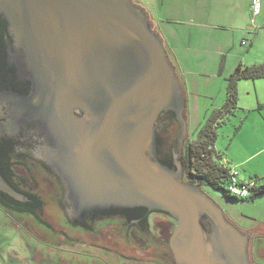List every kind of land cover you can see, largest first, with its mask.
<instances>
[{"label":"water","instance_id":"obj_1","mask_svg":"<svg viewBox=\"0 0 264 264\" xmlns=\"http://www.w3.org/2000/svg\"><path fill=\"white\" fill-rule=\"evenodd\" d=\"M0 16L14 39L10 55L36 86L30 121L55 134L52 158L78 211L160 209L177 221L176 264H249L247 236L200 185L183 179L181 165L174 169L157 158L156 123L165 111L178 121L160 133L161 148L175 143L180 152L186 100L140 6L132 0H0ZM0 190L19 197L1 178Z\"/></svg>","mask_w":264,"mask_h":264},{"label":"flooded vegetation","instance_id":"obj_2","mask_svg":"<svg viewBox=\"0 0 264 264\" xmlns=\"http://www.w3.org/2000/svg\"><path fill=\"white\" fill-rule=\"evenodd\" d=\"M13 42L7 23L0 21V178L19 195L0 190V211L23 237L22 251L13 249L8 257L16 264H176L171 239L177 221L169 212L143 206L78 211L72 204L70 182L52 158L55 134L30 121L36 86L10 55ZM159 124V134L170 133L167 119ZM161 145L157 158L174 169L181 165L189 182L183 164L186 144L182 153L175 152V143L165 150ZM224 216L247 236L249 264H261L264 251L258 240L263 237ZM201 223L206 233L212 232L207 217Z\"/></svg>","mask_w":264,"mask_h":264},{"label":"rangeland","instance_id":"obj_3","mask_svg":"<svg viewBox=\"0 0 264 264\" xmlns=\"http://www.w3.org/2000/svg\"><path fill=\"white\" fill-rule=\"evenodd\" d=\"M132 1L144 10L149 19V12L139 1ZM145 4L150 9L149 0ZM170 5L172 10L180 7L175 14L183 20L182 27L188 32L195 33L193 36L190 34L192 43L187 45L188 38L185 37V45L182 47L183 54L188 58V62L182 67L185 74L183 78L189 84L187 91L183 90L184 97L187 96L188 99L187 107L183 112L185 131L180 144L182 153L184 145L196 138L199 128L214 110L221 107L224 101L225 83L228 76L217 73L219 62L222 59L219 48L223 49L227 46V50L224 49V51L229 54V62H227L225 71L230 72L232 66L239 61L264 62V0H261L260 16L252 22L250 12V22L242 23L241 33L228 27V25L232 26V21L227 16L228 11L223 6L214 5L213 11L217 13V19L211 22H216V27L210 25V31L212 35L219 36L223 40V45L207 46H202V0H170ZM203 8L210 9L209 6ZM194 12L198 13L197 19L194 17ZM197 24L199 26L196 28ZM249 26L253 28H248ZM243 41H246V44ZM242 42L245 45H242ZM202 54L206 55L203 60ZM170 62L172 64V61ZM238 92L240 109L217 128L214 146L222 154L221 162L230 168L239 170L240 178L247 181L244 177L247 174L239 166L238 158L252 155L250 166L261 170L264 168V107H259V103H264V79L241 80L238 83ZM241 120H243V125L239 131H236ZM203 190L224 213L231 217L235 224L243 229H251L253 233L259 232L263 238L258 240V247L264 251V194L251 200L232 201L224 198L219 189L203 186ZM13 227L15 225L11 224L10 219L0 211V264H16L15 261H11L7 252L23 248L21 241L23 237H18ZM260 263L264 264V260L260 259Z\"/></svg>","mask_w":264,"mask_h":264},{"label":"crops","instance_id":"obj_4","mask_svg":"<svg viewBox=\"0 0 264 264\" xmlns=\"http://www.w3.org/2000/svg\"><path fill=\"white\" fill-rule=\"evenodd\" d=\"M138 1L143 6V8L149 12L148 16H149V19L152 25V29L161 38L164 48L167 52L168 58L170 59V61H172V64L175 69V73L179 77L182 88L183 90L187 91L186 89L187 87H189V84L183 78L185 74L183 73L182 67H183V64H186L188 62V58H186L185 55L183 54L182 47L185 45V37L188 38L187 45H190L192 43V37L190 36V34L193 36L195 33L191 31L188 32L185 30L186 28L182 27L183 20L182 19L180 20V17L176 16L175 14V12L177 13V11L180 10V7L179 9L172 10L171 5H170V0H149L150 9L145 4L147 0H138ZM250 3H251V0H202V46L213 45V44L223 45V40H221L219 36L212 35L210 31V25H212L213 27H216L215 25L216 22H211V20L217 19V16H216L217 13L213 11L214 5L217 4L219 6H223L228 11L227 16L232 21V26L228 25V27H230L231 29H233V31L237 33H241L242 28H243L242 23L250 22L249 20L250 12H251ZM205 6H209L210 9L203 8ZM260 12L257 15H253L251 12L252 22L256 19V17L260 16L259 15ZM194 17L195 19L199 17L197 12H194ZM198 26H199L198 24L195 25L196 28ZM248 28H253V27L249 26ZM243 42H245L246 44V41H243ZM243 42H242V45H245L243 44ZM219 49H220V54H222V59L219 62V67L217 71L218 75H223V76L227 75L229 77L234 71V69L239 64L250 66L254 64L263 63L257 60L256 61L249 60V62H245V60L239 61V63H236L232 66V68L230 69V72L229 70L225 71L227 62H229V54L228 52L224 51V49L227 50V46H224L223 49L222 48H219ZM205 57L206 55L202 54V60ZM228 77L226 78V83H227ZM243 80H250V79H243ZM226 83H225L224 100L226 98ZM238 83L239 81L237 82V110L236 111L240 109V107H238V100H239ZM187 99L188 97L185 96L186 107H187ZM263 104L259 103V107H264ZM242 125H243V120H241V123L236 127V131H239ZM251 157L253 156L251 155V156H246L244 158H238L237 162L239 166H241V169L247 174L246 176H244L246 177L247 180L249 181L253 180L256 183L257 187L260 185H264V180L262 179V177H264V168L261 170L258 168L255 169L254 167H251L250 166ZM237 171L239 173V170ZM239 176H240V173H239ZM256 179L258 183L256 182Z\"/></svg>","mask_w":264,"mask_h":264},{"label":"trees","instance_id":"obj_5","mask_svg":"<svg viewBox=\"0 0 264 264\" xmlns=\"http://www.w3.org/2000/svg\"><path fill=\"white\" fill-rule=\"evenodd\" d=\"M0 21L5 20L0 16ZM243 79H264V62L250 66L239 64L234 69L227 79L224 103L206 119V122L199 128L196 138L193 141L187 142L183 155V164L190 183L200 185L201 187L208 186L219 189L224 198L232 201L251 200L259 194L264 193V185H260L252 190V194L248 198L241 199L231 195L228 191L231 168L221 162L222 154L214 146L217 138V128L227 118L235 115L237 112V82ZM163 118L169 121L168 125L171 128L177 121L173 112L165 111L161 113L156 123L159 145H161V138L158 129L159 123ZM262 179L264 180V177ZM256 182L258 183L257 179Z\"/></svg>","mask_w":264,"mask_h":264},{"label":"built area","instance_id":"obj_6","mask_svg":"<svg viewBox=\"0 0 264 264\" xmlns=\"http://www.w3.org/2000/svg\"><path fill=\"white\" fill-rule=\"evenodd\" d=\"M250 10L253 15H257L261 10V0H251ZM230 173V184L228 185L230 194L241 199L250 197L252 190L257 187L256 183L253 180L241 179L238 171L234 168H231Z\"/></svg>","mask_w":264,"mask_h":264}]
</instances>
